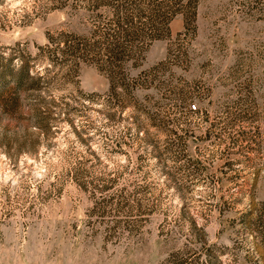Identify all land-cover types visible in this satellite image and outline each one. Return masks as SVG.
<instances>
[{
  "label": "rangeland",
  "instance_id": "1",
  "mask_svg": "<svg viewBox=\"0 0 264 264\" xmlns=\"http://www.w3.org/2000/svg\"><path fill=\"white\" fill-rule=\"evenodd\" d=\"M90 14L0 0V264H264V0H184L110 67Z\"/></svg>",
  "mask_w": 264,
  "mask_h": 264
},
{
  "label": "trees",
  "instance_id": "2",
  "mask_svg": "<svg viewBox=\"0 0 264 264\" xmlns=\"http://www.w3.org/2000/svg\"><path fill=\"white\" fill-rule=\"evenodd\" d=\"M68 6L83 8L90 12L96 22V29L104 20L113 22L116 26L105 25L102 46L106 65H112L132 48L140 51V44H133L135 40L157 38L163 27H167L173 15L184 6V0H63ZM106 10V12H104ZM168 29V27H167ZM60 54L66 51L83 57L87 52L95 49L99 43L91 42L87 37L67 35L57 40ZM75 58V56L73 55ZM76 61V60H75ZM110 67V66H109ZM26 77V68L23 67L18 75V84ZM194 103L189 106L192 107ZM195 106V104H194ZM195 108V107H194Z\"/></svg>",
  "mask_w": 264,
  "mask_h": 264
},
{
  "label": "built area",
  "instance_id": "3",
  "mask_svg": "<svg viewBox=\"0 0 264 264\" xmlns=\"http://www.w3.org/2000/svg\"><path fill=\"white\" fill-rule=\"evenodd\" d=\"M192 107H193V108L195 107L194 104L192 105Z\"/></svg>",
  "mask_w": 264,
  "mask_h": 264
}]
</instances>
